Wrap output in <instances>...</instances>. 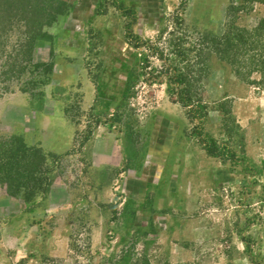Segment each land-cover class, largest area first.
<instances>
[{
    "label": "rangeland",
    "instance_id": "1",
    "mask_svg": "<svg viewBox=\"0 0 264 264\" xmlns=\"http://www.w3.org/2000/svg\"><path fill=\"white\" fill-rule=\"evenodd\" d=\"M255 1L29 0L0 17V165L14 145L43 158L40 185L21 156L0 171V264H264L262 60L241 48L239 74L214 50L264 20ZM178 74L201 118L175 101Z\"/></svg>",
    "mask_w": 264,
    "mask_h": 264
},
{
    "label": "trees",
    "instance_id": "2",
    "mask_svg": "<svg viewBox=\"0 0 264 264\" xmlns=\"http://www.w3.org/2000/svg\"><path fill=\"white\" fill-rule=\"evenodd\" d=\"M29 0H0V17H7L11 14V12H15L16 15L22 16L24 13L22 12L23 8H25L26 4H28ZM44 2V5L46 2H54V0H41ZM38 2V1H36ZM255 2L264 4L261 0H256ZM65 6V5H64ZM21 14V15H19ZM36 17V16H35ZM44 19V17H43ZM41 20L36 19V23L39 24ZM45 25V23H43ZM41 29V28H40ZM233 31H235V35L233 37L224 36L220 37L218 39V43H215L214 50L217 52L216 56H221L223 59L228 60V64L230 67L236 66L237 71L240 74L239 70L240 68L245 69V67H242L241 64L236 61V56L240 55L241 48L243 50L247 51H257L259 52V56L255 57L254 55L250 57L251 65L257 62V59H261L262 61L255 66L252 69H249L247 73H257L259 72L261 77L264 78V20H261L258 24V26L252 30H243L239 28H233ZM43 35L40 33V30L36 32V37L38 40L42 39ZM34 38V39H35ZM138 45L140 41H137ZM141 44V43H140ZM144 45V44H141ZM145 46L149 47V52L151 54H157L159 56V49L158 47H150L148 43H145ZM178 45H176L177 47ZM211 50L212 52L214 51ZM177 51L178 57L182 59V54L179 50ZM147 56H143L144 63H147ZM160 57V56H159ZM141 60V58H140ZM199 64L203 65L205 64V60L202 58V55H199ZM248 64H244L243 66H247ZM144 67V66H143ZM201 71L202 69L199 68ZM236 73V72H235ZM150 78L151 75H149ZM175 80H173V83L175 87H178L180 89V93L175 96L177 102L181 103L184 107L190 108V113L195 115V118H201L204 115L205 106L202 103L200 99L196 97V94L194 95V85L189 84L187 81H191L189 78L188 80H184L182 75L174 76ZM149 78V79H150ZM157 80V79H156ZM155 79L151 80V83L157 82ZM177 89V88H176ZM128 91V90H127ZM178 91V90H177ZM130 92H127L129 94ZM205 144V150L207 151V154L209 156L218 157V158H228L231 160L232 163L235 162V158L232 157V154L227 150V147H223L220 152H218L215 144ZM19 156H21L23 159L31 163L32 167V174L36 173V177H32V181L35 185H40L42 182V179L37 176V174H41L42 172L37 173L42 165L43 158L39 154L37 150L25 148L24 146H15L8 151V154L5 156V162L0 165V171L5 173L6 175L10 174L11 167L14 162H19ZM31 158H34L33 161ZM0 178H3L0 176ZM35 188H37L35 186Z\"/></svg>",
    "mask_w": 264,
    "mask_h": 264
}]
</instances>
